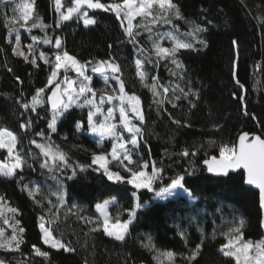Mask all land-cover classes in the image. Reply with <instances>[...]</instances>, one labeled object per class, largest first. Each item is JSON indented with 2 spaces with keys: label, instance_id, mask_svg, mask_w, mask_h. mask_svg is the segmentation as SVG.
Returning a JSON list of instances; mask_svg holds the SVG:
<instances>
[{
  "label": "trees",
  "instance_id": "1",
  "mask_svg": "<svg viewBox=\"0 0 264 264\" xmlns=\"http://www.w3.org/2000/svg\"><path fill=\"white\" fill-rule=\"evenodd\" d=\"M29 2L31 0H15L14 3L0 5V126L7 127L18 136L17 149L30 157L27 163L33 166H25L19 173L25 177L21 183H18V177L0 176V195L6 197L0 227L5 229V238L11 236L12 228L3 223L4 219L13 225L18 220L19 224L15 225L17 232L20 227L24 229L22 234L18 232L23 240L20 251L0 248V259L5 264H84L85 260L88 264H158L153 257L159 250L161 253H176L173 264H235L234 258L223 256L219 251L225 242L220 233L235 226L233 221L241 217L246 222L243 229L245 240H264L259 193L245 183V172L241 169L224 177L212 176L204 163L213 155L219 156V145L236 144L243 132L256 133L264 138V0H174L180 6L183 19L173 17L171 25L153 27V38L157 32L170 31L173 25L177 26L179 33L190 32L193 29L191 22L195 21L207 26V32L200 36L207 40L208 46L197 43L195 50H180L177 55L183 69L176 68L171 60H160L157 64L155 56H152V62L146 63L144 70L148 73L149 84L153 76H158L159 97H154L137 75L134 62L137 58L147 59V54L138 52L137 45L125 36L114 13L88 9L89 16L97 21L95 25L85 27L82 20L73 16L56 27L59 13L55 0H34L33 20L39 18L48 27L31 28L33 20L29 21L28 28L10 24L9 18L19 15L18 11L13 12L16 5ZM101 2L108 3L109 0ZM64 4L65 7L71 6L73 0H64ZM140 21L141 18L137 17L134 24ZM12 27L19 30L22 46L31 43L32 36L44 37L47 34L53 40L60 37L62 49L81 62L115 57L121 66L125 90L140 97L145 117L143 123L134 120L143 130L141 142L133 152L134 160L138 163L155 161L156 167L164 169L162 180L155 184L157 188L166 186L177 175H184L185 186L196 199H155L153 193L145 189L137 192L126 182L108 181L101 172L94 170L96 165L86 172L78 171L73 179L67 178L71 176V168H63L62 165L51 171L41 168L43 157L40 150L29 143L32 139L48 143L45 137H50V142L67 154L68 163L74 167L91 165L92 153L110 151L112 141L105 139L103 147H97L98 135L76 131V122L86 119L87 107L73 106L58 120L57 131L50 132L47 125L52 111L48 106V94L54 86H45L51 66L37 58V68L15 55L12 51L14 43H8ZM137 31L140 32L136 37L139 44L151 50L149 32L143 28ZM15 34L12 33L13 36ZM180 38L184 39L183 36ZM233 40L238 42V57ZM163 46L171 47L172 44L165 39ZM34 48L45 52L50 62L54 60L57 51L54 43L41 41ZM17 76L23 83L16 80ZM177 84L185 91L189 87L197 91L199 98L184 96L175 87ZM159 85L169 88L166 97ZM92 86L99 95L101 89L107 88L110 92L118 89L119 83L111 75L105 85L104 78L94 74ZM39 88H45L42 94L44 103L35 112L24 110L20 102L29 101ZM158 100H163V103H157ZM192 104L196 106L192 107ZM29 117L33 125L25 131L20 124ZM175 121H180V126ZM41 131L44 137H37L36 133ZM184 149L189 151L188 157L181 155ZM192 152L196 155L192 156ZM6 159V150L0 149V161ZM112 167L122 175H128L119 166ZM29 180L39 183L44 197L43 206L21 190L22 183ZM61 191L66 193L63 205L58 200ZM134 192L141 203H147L138 210L125 241H117L102 230L90 232L94 225L86 223V219L97 218V203L115 197L117 204L111 207L112 216L119 214L120 220L125 221L128 216L124 210L133 206ZM48 200L51 204L47 203ZM8 206L18 208L19 212H7ZM41 217L55 238L70 243L76 249L74 253L52 249L43 243L39 227ZM214 230L216 238L212 239ZM181 231L185 232L184 237L180 235ZM148 237H151L156 250L144 247L149 243ZM202 238L204 246L200 255L196 260L188 261L186 257ZM33 245L48 251L50 256H37Z\"/></svg>",
  "mask_w": 264,
  "mask_h": 264
},
{
  "label": "snow or ice",
  "instance_id": "2",
  "mask_svg": "<svg viewBox=\"0 0 264 264\" xmlns=\"http://www.w3.org/2000/svg\"><path fill=\"white\" fill-rule=\"evenodd\" d=\"M14 3L15 0H0V5ZM88 9H101L107 12H112L120 23L121 28L127 38L131 42L137 45L138 52L147 54V59L137 58L135 60V66L137 75L149 90L153 93L154 97H159L161 91L158 90V76L152 77V83H147L148 73L144 70L146 63L152 62V56L156 58L158 64L160 60H171V63L178 69H183V64L178 60V53L180 50H195V45L198 43L203 47L208 46L207 40L201 38L200 34L207 32V26L205 24L196 23L192 21L193 29L187 33H179L177 26L173 25L170 31L155 34L153 38V27L160 24H172V18L183 19L180 6L174 0H109L108 3L101 2V0H73V5L67 7L66 11L61 10L62 0H55L56 11L59 13V19L56 22V27H59L61 23L69 21L75 15L78 20H82L85 27L96 24L95 17H90L88 11H82L84 6ZM19 12V15H13L9 18L10 24H19L20 28H28V23L33 20V14L35 12L34 0L29 3H22L16 5L13 12ZM5 15H7L5 13ZM137 17L141 18L139 24H134V20ZM39 21V22H37ZM207 23H212L207 21ZM227 23V21H225ZM45 29L48 26L43 24L42 20L37 18L33 20L31 28ZM143 28L149 32V40L151 41V50L144 49L143 45L139 44L136 37L140 34L137 29ZM31 29L29 28V31ZM15 32V36L12 33ZM183 36L184 39L180 37ZM167 39L171 42V47L163 46L164 40ZM31 43L26 46L21 44V35L19 30L12 27L8 35V43H14L12 51L15 55L23 57L25 62L35 65L37 68V58L42 60L44 64L51 66V72L47 80L48 86H54L50 88L51 95L48 96L50 101L52 116L47 127L51 133L57 131V122L73 106L83 109L88 108L86 119L77 121L75 129L77 132L90 131L99 135V139L96 141L97 147H103L105 139L112 141L111 149L108 152H93L92 164L88 166L77 165L72 166L68 163V156L65 152L54 146L50 142V137H45L49 140L48 143H39L36 139L30 140V144L35 145L43 157V161L40 164L41 168H47L50 171L62 165L63 168H71V176L68 179H73L79 172H86L92 165H96L94 169L97 172H101L108 181L113 182H126L131 184L137 192L141 189H145L153 193V197L158 200L168 201L172 198L187 197L189 200H195L196 197L185 187V176L177 175L171 179L170 183L166 186L155 187L158 180H162L164 169L162 167H156L155 161H143L138 163L133 159V152L138 148L142 136L143 130L137 124H133L132 121L138 120L140 123L144 122V113L141 106L140 97L135 93L128 94L125 90L124 81L121 79L122 70L120 64L116 61L115 57H109L107 60L84 61L81 62L76 56L70 55L66 49H62V40L60 37H48L45 34L44 37L32 36ZM45 44H53L57 51L54 53V60L50 62L49 57L45 52L35 49L34 45L38 42ZM191 41V42H189ZM232 44L237 49L238 57V42L233 40ZM111 47V45H109ZM25 48L27 51H25ZM38 53V57H37ZM31 57V59H30ZM91 65V72L100 74L104 78L105 85H107L109 75H114L115 80L119 83L118 89H112L113 94H108L107 88L99 90V96L97 90L94 89L92 84L93 76L88 74L89 66ZM11 71V69H8ZM69 71H74L76 78L68 76ZM61 72L63 76L61 78ZM176 75L175 72L172 73ZM183 79V76H180ZM17 81L20 78L16 77ZM23 83L22 81H20ZM239 85V80L236 81ZM63 85V86H62ZM179 89L184 96L193 95L199 98V93L192 88H188L185 91L177 84L175 86ZM243 88V85H240ZM159 89H162V94L166 97L169 93V88L163 85H159ZM45 93V88H39L36 93L27 102L21 101V107L26 111L35 112L37 107L44 103L42 94ZM235 95V93H233ZM179 99V97H176ZM109 104L105 111L104 105ZM157 103L162 104L163 100H158ZM192 104V107H195ZM23 115V113H21ZM117 116L119 120H117ZM180 126V121H175ZM33 125V120L29 117L24 123L20 124V128L28 131ZM87 126V127H85ZM190 126V125H189ZM131 134L129 139H125V134ZM37 137H44V132L36 133ZM67 139V137H64ZM19 143L18 136L9 130L7 127L0 126V149L6 150V161H0V176L6 178L18 177V183L25 180L22 173L25 166L32 168L31 164L27 163L28 158L22 150L17 149ZM214 144L215 141H209ZM131 145V148L129 147ZM219 156H211L210 159L205 160L204 163L208 165V172L218 175L227 176L229 170L234 169H246L247 180L246 182L251 185H256L260 189V206L264 208V138L261 135H254L252 139H249V133L244 132L239 136L238 144H221L218 146ZM182 156L188 157L190 155L187 149H184L181 153ZM192 156L196 153L192 152ZM142 159V158H141ZM115 163L128 175H121L120 171L112 170L109 165ZM151 167V172L147 171ZM135 168V170H134ZM63 185H61V189ZM22 191H26L28 196L33 199L37 204H42L44 197L41 195L42 189L39 183L31 180L28 183H22ZM41 196V199H37ZM66 193L60 192L58 200L61 205L65 203ZM135 202L133 206L125 209L128 219L121 221L119 214L115 217L108 211L109 207L116 205L117 201L115 197L105 199L101 203L95 205L99 212V217L96 220L86 219V223L93 224L90 232L103 231L109 237H113L117 241H125L126 236L129 234V226L137 218V212L144 207L147 202L141 203L139 196L134 192ZM6 197L0 195V216L5 212ZM51 204V200L47 201ZM74 208L78 207L73 205ZM7 212L17 214L18 208L11 206L7 207ZM220 211V209H217ZM40 229L43 233V243L50 245L52 249H63L67 253H74L76 249L70 246V243L64 242L62 239H57L53 236L52 230L45 226L44 217H41ZM115 221V222H113ZM4 224H8L12 228V234L10 237L5 238V229L0 227V248H6L10 251H20V246L23 240L18 236V232L22 234L24 232L23 227H20L17 232L15 225L19 224V221H15V224H9L8 219L3 220ZM245 220L241 217L235 219L233 224L235 226L229 227L226 232L220 233L225 242L220 245V253L226 257H232L235 259V264H264V240L253 242L251 240H245L244 227ZM201 231H203L201 229ZM180 235L185 236V232L181 231ZM216 238L215 230L212 235V239ZM149 243L144 247L156 250L155 245L151 243V237H148ZM204 246V239L191 250L190 254L186 257L188 261H194L200 255ZM37 256L48 258L50 253L43 251L36 245L32 246ZM153 257L157 260L158 264H163L160 257L163 256L167 259L169 264H173L176 257V253L172 251L159 252ZM0 264H5L3 259H0ZM84 264H88L85 260Z\"/></svg>",
  "mask_w": 264,
  "mask_h": 264
},
{
  "label": "rangeland",
  "instance_id": "3",
  "mask_svg": "<svg viewBox=\"0 0 264 264\" xmlns=\"http://www.w3.org/2000/svg\"><path fill=\"white\" fill-rule=\"evenodd\" d=\"M62 5H63V7H62L61 10H63V11H66L67 7H70V6H66V7H65L64 0H62ZM72 5H73V4H72ZM72 5H71V6H72ZM82 11H88V8H87L86 5H85L84 8L82 9ZM74 16H75V15H74ZM134 21H135V20H134ZM150 47H151V46H150ZM88 74H89V75H92V76L95 74V75H98L100 78L103 77V76H101L100 74L92 73V72H91V65H90V67H89V69H88ZM62 76H63V72H61V78H62ZM68 76L71 77V78H76V74H75L74 71H69V72H68ZM109 76H111V75H109ZM62 86H63V85H62ZM91 86H92V84H91ZM92 87H93V86H92ZM108 94H113V93L110 92V90H108ZM98 96H99V95H98ZM109 106H111V105H109V104H107V103L104 105V109H105V111L107 110V108H108ZM69 110H70V109H69ZM117 120H119V117H118V116H117ZM134 120H135V119H134ZM134 120L132 121V123H133V124H137V125L139 126V124H138V123H135ZM89 132H90V131H89ZM90 133H91V132H90ZM91 134H95V133H91ZM96 135H98V134H96ZM130 135H131V134H127V133H126L124 138H125V139H129V138H130ZM98 136H99V135H98ZM129 147L131 148V145H129ZM133 157H134V156H133ZM133 159H134V158H133ZM112 165H115L114 162H113L112 164H110L109 167H110L112 170H114V171H118L117 169L115 170V169L112 167ZM115 166H116V165H115ZM147 171H148V170H147ZM150 172H151V170H149V173H150ZM121 175H122V174H121ZM160 187H162V186H160ZM185 187H186V186H185ZM187 189H188V188H187ZM188 190H189V189H188ZM189 191H190V190H189ZM107 199H110V198H107ZM116 201H117V199H116ZM191 201H193V200H191ZM100 203H101V202H100ZM112 206H113V205H112ZM112 206H110L109 209H108V211H109L111 214H112V210H111V207H112ZM96 211H98V210L96 209ZM98 217H99V212H98V216H97V218H98ZM97 218H95L94 220H96ZM113 222H115V221H113ZM45 226H46V227H49L47 224H45ZM42 235H43V233H42ZM251 241H252V240H251ZM257 241H261V239L256 240V241H253V242L255 243V242H257ZM49 246H50V245H49ZM160 260L163 262V264H165L166 262H168L167 259H166L165 257H163V256L160 257Z\"/></svg>",
  "mask_w": 264,
  "mask_h": 264
},
{
  "label": "water",
  "instance_id": "4",
  "mask_svg": "<svg viewBox=\"0 0 264 264\" xmlns=\"http://www.w3.org/2000/svg\"><path fill=\"white\" fill-rule=\"evenodd\" d=\"M48 95L50 96V95H51V92H50ZM48 106H50V109H51V105H50V101H49V100H48ZM243 133H244V132H243ZM254 135H257V134H256V133H254V134L249 133V139H252ZM237 140H239V137H238ZM236 144H238V141H237ZM207 167H208V165H207ZM241 169L245 172V183H246L248 186L252 187L255 191H258V193H259V197H260V189H259L256 185H251V184H248V183L246 182V180H247V170H246V169L240 168V169L229 170L228 175H230L231 173L234 174L235 172H237V171H239V170H241ZM209 173H210L212 176L215 175V176H218V177H224V175H218V174L211 173V172H209ZM228 175H227V176H228ZM259 203H260V198H259ZM260 208H261V214H262L261 225H262V229H263V233H264V208H262L261 206H260Z\"/></svg>",
  "mask_w": 264,
  "mask_h": 264
}]
</instances>
